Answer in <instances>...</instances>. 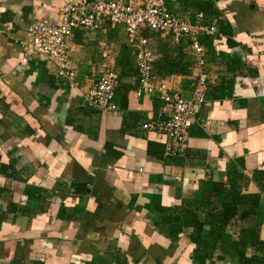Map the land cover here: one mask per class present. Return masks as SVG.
I'll use <instances>...</instances> for the list:
<instances>
[{"label":"crops","instance_id":"0c3cea01","mask_svg":"<svg viewBox=\"0 0 264 264\" xmlns=\"http://www.w3.org/2000/svg\"><path fill=\"white\" fill-rule=\"evenodd\" d=\"M67 1L0 0V264H235L218 238L200 263L176 208L193 211L205 195L221 201L206 191L236 171L241 191L258 194L264 243V0H166L176 16L195 22L200 13L220 33L202 39L204 102L176 155L165 153L162 134L141 126L162 102L156 92L135 93L136 75L119 77L114 65L116 111L83 102L99 47L91 62L86 40L76 41V86L40 58L21 65L26 26ZM195 72L192 62L189 74L154 82L186 97ZM237 230L225 228L223 238Z\"/></svg>","mask_w":264,"mask_h":264},{"label":"built area","instance_id":"2783aa9c","mask_svg":"<svg viewBox=\"0 0 264 264\" xmlns=\"http://www.w3.org/2000/svg\"><path fill=\"white\" fill-rule=\"evenodd\" d=\"M190 22L176 16L166 0H69L61 5L50 19L30 22L24 37L19 40L20 63L25 65L40 58L52 69L54 75L76 86L75 70L70 56L76 42V34L82 38L86 33L98 34L108 27L120 26L125 43L130 48L136 72L135 93L156 92L162 102L141 126L164 136V151L168 155L181 152L186 143L188 126L194 121L204 102L206 74L203 37L220 36L214 24ZM153 33L169 36L193 57L195 72L194 86L189 96L168 87L162 80L155 81L151 75L155 53L152 49ZM100 58L99 71L95 80L82 91V100L89 107L101 112L118 109L114 101L117 73L114 68L113 50L97 41Z\"/></svg>","mask_w":264,"mask_h":264},{"label":"trees","instance_id":"16d2710c","mask_svg":"<svg viewBox=\"0 0 264 264\" xmlns=\"http://www.w3.org/2000/svg\"><path fill=\"white\" fill-rule=\"evenodd\" d=\"M81 38L80 33L76 34V41H80ZM102 39L107 45L110 41L115 43L113 62L118 67V76L135 77L130 48L125 44L118 28L108 27L103 32ZM151 39L154 44L156 42L155 52L158 56L152 63L153 78L161 77L165 73L189 74L193 60L186 55L181 45L173 43L169 36H159L156 33H153ZM239 177L236 171H229L226 173L225 182L214 183L212 188L206 191L215 197L221 194L222 200L219 202L210 203L206 199L208 196L205 195L203 203L199 201L198 205H194L193 211L185 205L176 208L177 213L180 211L183 213L181 218L183 224L191 227L187 236L195 246L194 257L200 263L209 256L211 248L215 250L216 247L211 242L218 238L217 248L222 250L219 252L222 256L233 258L235 264H264V243L258 239L255 218L258 194L242 192ZM204 225L207 226L208 233L201 237L200 230ZM236 227H238L236 238H223L225 228Z\"/></svg>","mask_w":264,"mask_h":264},{"label":"rangeland","instance_id":"374dc122","mask_svg":"<svg viewBox=\"0 0 264 264\" xmlns=\"http://www.w3.org/2000/svg\"><path fill=\"white\" fill-rule=\"evenodd\" d=\"M116 27L118 28L120 35L121 36H124V33L122 31V28L120 26H116ZM103 32L102 33H98V34L97 33L96 34L86 33L84 35V37H83V39H85L86 41L83 42L82 45L84 47V50L86 51L85 53H86L87 59L91 60V62L94 61L93 58H96L97 57V55L94 53L95 50H96L95 49V46L99 47L98 44L95 41H98L99 40V41H101V43L103 42V39H102ZM108 44L109 45H107L105 43V45L108 46L107 47L108 49H111V50H114L115 49V45H114L115 43L113 41L112 42L110 41V43H108ZM155 44H156V42H155ZM155 47H156V45H155ZM75 53H76V51H75ZM77 53L79 54L80 52H77ZM86 57H85V59H86Z\"/></svg>","mask_w":264,"mask_h":264}]
</instances>
